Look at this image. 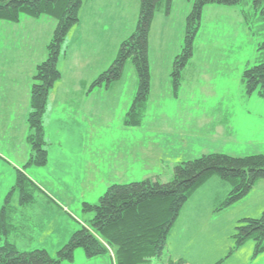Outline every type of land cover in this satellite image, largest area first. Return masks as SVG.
I'll return each instance as SVG.
<instances>
[{"label":"rangeland","instance_id":"rangeland-1","mask_svg":"<svg viewBox=\"0 0 264 264\" xmlns=\"http://www.w3.org/2000/svg\"><path fill=\"white\" fill-rule=\"evenodd\" d=\"M192 8V0H173L169 12L166 3L157 8L149 34L151 89L138 121L139 115L129 114L138 90L131 59L120 79L93 83L135 31L141 0L82 1L79 22L62 44L61 78L50 89L43 117V166L27 164L33 152L28 117L37 67L48 57L57 19L22 14L19 22L0 20V219L7 204L9 216L8 233L0 228L1 244L8 237L19 250L45 249L56 256L74 232L90 224L94 212L85 211V203H99L113 184L167 182L177 164L208 153L264 154V96L248 93L243 81L262 39L249 29L240 6L203 8L193 56L175 86L174 60L185 46ZM19 171L39 187L31 202L21 203ZM255 191L218 211L210 205L213 195L210 203L188 201L174 228L175 250L193 264H214L225 256L233 243L234 213L248 212ZM245 217L253 216L240 219ZM249 256L236 254L226 264L264 263V253L255 261ZM167 258L165 250L151 264H166ZM61 264L118 262L112 253L88 257L78 247L73 260Z\"/></svg>","mask_w":264,"mask_h":264},{"label":"trees","instance_id":"trees-1","mask_svg":"<svg viewBox=\"0 0 264 264\" xmlns=\"http://www.w3.org/2000/svg\"><path fill=\"white\" fill-rule=\"evenodd\" d=\"M82 1L0 0V20L19 22L22 14L34 17L50 15L57 19L48 45V57L38 65L31 91L32 111L28 122L33 131L29 136L33 152L27 164L43 166L48 162L43 117L47 111L50 89L61 78L57 63L62 44L71 26L79 22ZM172 1L141 0L135 31L123 41L115 60L93 83V87L103 82L109 85L120 79L126 62L131 59L138 74V90L129 114L139 115L138 121L146 109L151 89V24L157 8L166 3L169 12ZM192 1L185 46L174 60L172 76L175 86H179L182 71L193 56V44L200 28L203 8L211 3L238 5L249 29L262 39L258 45L256 62L245 70L243 81L248 93L259 90V94L264 96V0ZM213 176L232 185L230 192L217 207L221 210L246 196L258 180L264 179V154L234 156L208 153L177 164L172 179L167 182L147 178L139 182L113 184L99 203H85L84 210L94 212L90 224L74 232L56 256H51L45 249L19 250L7 237L3 244L0 243V264H61L64 260H73L74 251L78 247L84 248L88 257L112 253L118 264H151L153 259H161L164 255L168 235L184 204ZM16 186L21 189V203L31 202L32 192L39 189L22 171H19ZM7 206L3 207L0 219V228L5 234L9 231ZM231 237L233 247L230 253L248 240L255 241L257 253L263 252L264 210L260 216L238 220ZM177 264H184V261L179 260Z\"/></svg>","mask_w":264,"mask_h":264},{"label":"crops","instance_id":"crops-1","mask_svg":"<svg viewBox=\"0 0 264 264\" xmlns=\"http://www.w3.org/2000/svg\"><path fill=\"white\" fill-rule=\"evenodd\" d=\"M232 188L231 183H229L228 181H225L223 179H221L218 176H213L211 177L207 182H205L201 187H199L188 199L189 202H198V201H206L205 198H207V201H209V203L211 202V196L213 195V200L212 203L210 205H216L215 208L212 211H218L217 207L219 206V204L224 200V198L227 196V194L230 192ZM255 188V189H254ZM256 190L255 193L256 195L253 197L254 198V204L252 205L251 208H248V212L245 214L242 209H238L233 216V222H230V224L235 225L237 223L238 220H240V217H242L243 215H250L253 217H257L259 216L262 211L264 210V179H260L256 182L255 186L252 188V191ZM259 190V191H258ZM187 201V202H188ZM187 202L184 204V206L182 207L179 217L177 218V220L175 221L174 225L172 226V230L171 233L173 234L171 237L169 236L167 239V246H166V250H167V260H166V264H177V262L179 260H183L184 264H193L191 263L189 260H187L184 256V254H182L181 252H177L175 249L177 248L175 246L176 243V239H175V235H174V228H176L177 226V222L178 220L181 218L182 216V210H185L186 206H187ZM212 206L210 208H212ZM227 207L223 208L226 209ZM221 209V210H223ZM246 210V211H247ZM211 211V210H210ZM229 227H225L224 230H228ZM229 231V230H228ZM231 236L234 233L233 229L232 232H230ZM233 247V243H229L227 245V250L225 252V256L221 257L219 260H217L214 264H226L228 263L236 254H248V252L250 253L249 259L251 261H255L259 258V256H261V254L264 253L263 252H256V243L255 241H250L248 240L247 242H245L242 246H240L239 248H237L233 253L231 252V248ZM253 251V252H252ZM242 252V253H241ZM238 256V255H237ZM229 260V261H228ZM261 264V263H260ZM264 264V263H263Z\"/></svg>","mask_w":264,"mask_h":264}]
</instances>
